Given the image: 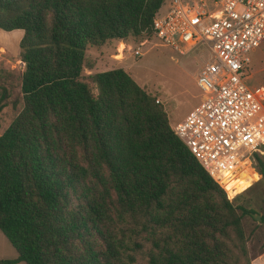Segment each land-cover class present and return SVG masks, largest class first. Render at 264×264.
I'll list each match as a JSON object with an SVG mask.
<instances>
[{"label":"trees","instance_id":"obj_1","mask_svg":"<svg viewBox=\"0 0 264 264\" xmlns=\"http://www.w3.org/2000/svg\"><path fill=\"white\" fill-rule=\"evenodd\" d=\"M164 2L0 0L24 65L0 134V233L16 253L0 264H250L248 212L232 205L249 187L228 200L121 68L88 75L96 94L82 76L86 49L151 35ZM247 163L263 180L257 153Z\"/></svg>","mask_w":264,"mask_h":264},{"label":"built area","instance_id":"obj_2","mask_svg":"<svg viewBox=\"0 0 264 264\" xmlns=\"http://www.w3.org/2000/svg\"><path fill=\"white\" fill-rule=\"evenodd\" d=\"M150 32L180 54L210 53L194 78L201 100L172 131L232 200V182L240 172L250 178L247 160L264 147V86L246 83L249 55L264 42V0H165Z\"/></svg>","mask_w":264,"mask_h":264},{"label":"rangeland","instance_id":"obj_3","mask_svg":"<svg viewBox=\"0 0 264 264\" xmlns=\"http://www.w3.org/2000/svg\"><path fill=\"white\" fill-rule=\"evenodd\" d=\"M117 48L119 51L123 48L121 59L115 57ZM136 50L139 51V56L132 55V51ZM209 55L204 47H196L180 54L160 45L151 35H142L126 41L106 43L95 51L86 49L87 67L82 70V76L92 94H96L93 84L87 79L88 75L121 68L135 84L161 105L172 129L200 102L201 93L194 78ZM249 57L251 63L247 72V85L264 86V42ZM19 87V75L0 70V96L5 95L4 107L0 112V134L22 108ZM257 155L264 163V147L257 151ZM259 179L257 175L252 174L248 178L240 172L232 182L238 193L249 187L232 201L233 206H242L248 212L242 216L241 225L249 260L264 248V223L260 220L257 222L253 217L264 215V179ZM227 194L233 195L228 191ZM15 257L16 253L0 233V260Z\"/></svg>","mask_w":264,"mask_h":264},{"label":"crops","instance_id":"obj_4","mask_svg":"<svg viewBox=\"0 0 264 264\" xmlns=\"http://www.w3.org/2000/svg\"><path fill=\"white\" fill-rule=\"evenodd\" d=\"M21 37L22 32L20 30L9 32L0 30V70L3 73L14 72L20 76L23 71L24 65L19 61L18 49V43ZM89 50L95 51L96 49ZM250 264H264V248L250 260Z\"/></svg>","mask_w":264,"mask_h":264},{"label":"water","instance_id":"obj_5","mask_svg":"<svg viewBox=\"0 0 264 264\" xmlns=\"http://www.w3.org/2000/svg\"><path fill=\"white\" fill-rule=\"evenodd\" d=\"M253 217H254V219H255L257 222H259V220H260V217H259V216H257V215H253Z\"/></svg>","mask_w":264,"mask_h":264}]
</instances>
